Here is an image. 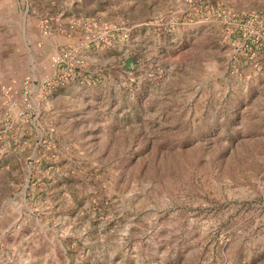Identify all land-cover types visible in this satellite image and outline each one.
<instances>
[{"label": "rangeland", "instance_id": "1", "mask_svg": "<svg viewBox=\"0 0 264 264\" xmlns=\"http://www.w3.org/2000/svg\"><path fill=\"white\" fill-rule=\"evenodd\" d=\"M0 264H264V0H0Z\"/></svg>", "mask_w": 264, "mask_h": 264}, {"label": "built area", "instance_id": "2", "mask_svg": "<svg viewBox=\"0 0 264 264\" xmlns=\"http://www.w3.org/2000/svg\"><path fill=\"white\" fill-rule=\"evenodd\" d=\"M69 28L82 33L83 40L78 44L62 48L51 56V65L55 70V75L46 79L47 83L56 82L58 85H66L77 80L88 81L90 78L82 74L87 61L85 51L95 46H110L116 37V29L112 26L98 24L94 20L75 21L69 25ZM49 31L48 26H46L45 33L48 34ZM118 37L125 39L127 35L120 36L118 34ZM94 80L96 81L97 78ZM5 92L10 94L8 89Z\"/></svg>", "mask_w": 264, "mask_h": 264}, {"label": "crops", "instance_id": "3", "mask_svg": "<svg viewBox=\"0 0 264 264\" xmlns=\"http://www.w3.org/2000/svg\"><path fill=\"white\" fill-rule=\"evenodd\" d=\"M29 8V6H28ZM78 31L76 32H71L70 34H58V35H52L50 37H44V47H46L47 49H50L51 51H58L60 48L62 49L64 45H69L72 43L77 42L81 36L77 34ZM96 50V49H95ZM110 52L111 49L109 50ZM107 50L105 52L97 50V51H91L90 52V61H94L96 59L99 58V60L101 59V56L103 57V54L106 53ZM107 57H109V54L107 55ZM106 58V57H105ZM102 59V61L105 60ZM87 71V70H86ZM85 72V71H84ZM84 74V73H83ZM90 77H92L89 74ZM93 78V77H92ZM84 83V84H83ZM110 85H115L114 82H110ZM93 87L92 84H86L85 82H80V81H74L69 83L65 88H62V93H64L65 96H67L68 99H73L74 98H80V97H92V93H93ZM52 100V96L49 98V101L51 102Z\"/></svg>", "mask_w": 264, "mask_h": 264}]
</instances>
